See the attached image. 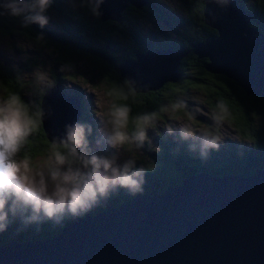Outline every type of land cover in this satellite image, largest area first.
Instances as JSON below:
<instances>
[{"label": "water", "instance_id": "water-1", "mask_svg": "<svg viewBox=\"0 0 264 264\" xmlns=\"http://www.w3.org/2000/svg\"><path fill=\"white\" fill-rule=\"evenodd\" d=\"M203 1L202 22L217 35L188 43L191 51L207 59L203 69L208 73L232 79L245 94L264 99V34L250 27L249 13L236 0ZM146 3L103 0L97 18L119 21L127 4L139 8ZM184 55L181 49L166 48L136 53L135 60L118 66L119 74L132 91L145 93L176 81ZM51 90L57 91L49 88L44 98L50 95L53 104ZM63 97L78 104L74 96ZM47 126L51 141L58 136L53 118ZM49 239L0 246V264H264V170L247 176L191 175L155 196L139 195L92 216L77 217Z\"/></svg>", "mask_w": 264, "mask_h": 264}, {"label": "trees", "instance_id": "trees-1", "mask_svg": "<svg viewBox=\"0 0 264 264\" xmlns=\"http://www.w3.org/2000/svg\"><path fill=\"white\" fill-rule=\"evenodd\" d=\"M79 1L81 9L77 0H66L65 3L64 0H52L46 15L49 20L55 21V27H49L47 24L41 28L39 25L32 24L24 28L21 27L19 18H13L7 14L0 15V33L13 35L15 32L28 40H33L35 42L33 49L37 56L45 48L50 49L51 52L56 51V59L66 66H69L66 56L71 58L72 54H75L76 58L86 61L108 81L109 86H113L111 94L117 102L116 106L129 109L128 127L130 131L134 129L137 117L147 116L151 119L155 114L163 117L160 109L163 94L166 95L174 109L173 115H179L184 105L177 97V93L188 94L191 86L199 84L207 101L204 102L206 109L210 113V119H205L202 124H207V128L217 132V127L211 121L223 123L232 131L234 138L230 139L232 143L224 153L219 155L216 152L211 155L213 152L210 150L199 149L196 142H185L179 134L172 137V140V138L167 139L161 132L156 133L155 152L144 143L145 149L154 163L136 165L143 169L141 191L133 195L127 189L117 188L110 191L107 197L99 198L89 211L78 216L94 215L107 206L125 203L137 194L148 197L155 196L167 187L180 185L185 177L191 175L213 173L214 175L247 176L256 170H264V99L245 94L243 89L232 79L220 74L208 73L203 69L207 59L196 57L191 51L192 47L188 44H196L215 38L217 35L215 29L202 22L203 0H181L182 2L179 0L180 13L176 20V37L161 40L162 43L157 42L154 45L145 39L143 35L146 33L145 28L140 25V21L151 15L150 21L152 18H158L160 21L167 20L165 18L167 14L162 7L168 11L170 7L169 9L164 5L161 7L157 0H146L147 3L139 8L127 4L120 12L119 21H99L97 17L91 15L89 7H82V3H87V1ZM2 2L3 0H0V3ZM236 2L242 10L249 13L250 27L256 33L264 34V0H236ZM145 21L148 22V18ZM116 36H121L128 43L127 49L120 55L114 54L118 48L115 43ZM158 48L185 51V55L179 60L177 66L179 78L173 82L163 83L156 91L150 90L145 93L132 91L120 76L118 66L125 60L129 61L135 58L136 52H152ZM14 50H16L15 47ZM2 58L0 60V99L7 98L10 94H16L22 102L29 105L30 110L37 113V127L28 137L19 155L29 159L34 156H48L50 153H45L46 148L49 147L54 151L55 146L47 137L48 133L39 117L40 104L46 91L57 83L54 81L44 84L41 90L29 98L27 96L28 88L22 77L21 69H19L24 64L21 62V64L11 67L7 65L9 58ZM52 78L53 80L61 79L55 74ZM57 91L62 96H74L78 99L79 93L76 90L70 91L64 87H58ZM29 99H32L31 104H29ZM187 110L190 114L193 112L191 108H187ZM82 111L80 118H83L82 115L85 114L84 109ZM197 117L199 118V116ZM164 119L170 121L172 118L170 116L164 117ZM197 123H199L198 120ZM27 215L28 213H25V216ZM78 216L73 217L65 213L64 217L56 222L55 220H44L42 217L37 221H31L29 217L22 219L19 214L16 216L10 214L7 228L0 231V246L12 241L22 243L48 240L56 236L65 224Z\"/></svg>", "mask_w": 264, "mask_h": 264}, {"label": "clouds", "instance_id": "clouds-1", "mask_svg": "<svg viewBox=\"0 0 264 264\" xmlns=\"http://www.w3.org/2000/svg\"><path fill=\"white\" fill-rule=\"evenodd\" d=\"M51 3L52 0H3L0 15L19 18L24 28L32 24L43 28L49 22L46 13ZM102 3L103 0H87L82 7H89L91 15L99 17ZM128 113L129 109L121 106L106 113L101 132L113 149L129 143L142 147L147 138L149 118L137 117L130 131ZM36 127L37 113L18 95L0 99V231L7 228L10 214L29 217L31 221L42 217L59 222L65 213L76 217L89 211L99 198L117 188L133 195L141 191L143 169L136 167L135 160L121 161L118 152H90L86 130L90 133L91 128L80 123L66 126L64 137L54 139L55 150L44 163L34 167L28 157L19 154ZM204 146L216 147L210 143Z\"/></svg>", "mask_w": 264, "mask_h": 264}, {"label": "rangeland", "instance_id": "rangeland-1", "mask_svg": "<svg viewBox=\"0 0 264 264\" xmlns=\"http://www.w3.org/2000/svg\"><path fill=\"white\" fill-rule=\"evenodd\" d=\"M157 1L161 5V7L162 5H164L166 8L169 9L170 7V9H172V12L170 13L167 9L162 7L163 11L167 14L165 16L167 20H170L173 14L180 13L178 6L179 0ZM149 17H147L149 23L145 21L147 18H143L140 21V25L145 28V32L147 33L143 34L145 36V39L150 44L154 45L164 39L161 34L165 33L166 30L163 26L162 21H160L158 18H152V20L150 21ZM47 26L55 27V21L50 19ZM138 28L140 29V27ZM33 43H35L33 40H28L19 33L14 32L13 35L0 33V60L3 59L2 57H5L6 59L9 58L7 60V65L11 67H13L14 65H19L21 64V62L24 64L19 67V69H21V73L23 74L22 77L24 78L25 85L28 88L27 96H32L38 90H41L44 84H50L54 81L57 84H53L52 87H54L56 90H58V87H64L65 89L70 91L76 90L79 93V95L77 96L78 104L70 105L71 112L77 113L78 110L79 115L81 116V112H83L82 109H84L85 114L82 115L83 118H80V123L88 125L91 128L90 133H88L86 130V139L88 141L90 152L102 154H114L115 152H118L121 161L132 158L135 160L136 165L139 166L153 164L154 162L150 158V154L146 151L144 144L142 147H137L136 144L129 143L128 145L118 149H113L108 144H106L105 137L101 131L104 130L103 122L105 120L106 113L109 111V109L113 108L117 104V102L112 98L111 94V91H113V86H109L108 81L104 77L99 75L96 69H93V67L90 66L86 61L80 58H76L75 54H72L71 58L66 56V61L69 63V67L65 64H62L60 60L56 59V51L51 52L50 49L45 48L43 49V52L37 56L33 49ZM115 43L117 44L118 48L114 52V54H123L128 46L127 40L122 38L121 36H116ZM14 47L16 48V50H14ZM132 60H135V58H133ZM153 65H155V62H153ZM128 67L130 68L131 66ZM54 74L55 76H60L61 79L53 80L52 76ZM146 74L153 76V74L150 72V69L146 70ZM142 76L144 77V74L138 75V78L141 79V82ZM144 84L146 85V83ZM149 84H151L152 86H156L158 82L149 81ZM145 85H141L138 87L140 89L146 88ZM156 90L157 88L151 91ZM201 90L202 87L199 84H196L189 88L188 94L180 92L177 93V97L183 102L184 105V107L181 108V113L179 115H173L174 109L171 107V103L168 101L166 95L163 94V99L160 106L163 117L155 114L151 117V119H149L146 133L147 138L144 142L146 146L152 148V150L155 152L156 133L161 132L166 136L167 139L179 134L184 138L185 142H196L199 145V149H204L205 151L210 150L211 152H213L211 155L215 154L216 152H218L220 155V153H224V151H226L228 146L232 143L230 139L234 138V135L232 134V131H230L229 127H227L223 123L211 121V123H213L217 127V132L212 131L210 128H207V124H202L205 119H210V113L206 109V105L204 102L207 101ZM51 91L53 93H51V96H53V98L57 96V98L61 102L60 104L68 102L57 91ZM43 99L44 96H42L41 98L42 104V101H44ZM31 100L29 104L32 103ZM52 105L53 104H50L47 101V103L43 107V110L41 108L45 116H43L40 111L39 117L43 120L44 127H46L47 121L49 120V118H46L47 115H51V113H49L50 111L48 110H51ZM187 108H191L193 112L190 114ZM196 114L197 116H199V118L195 116ZM170 116L172 118L170 121H166L164 119V117ZM197 120L199 121V123H197ZM46 128L47 130H49L48 126ZM54 139L57 140V138H53L50 141L53 145ZM204 143L215 144L216 147H205ZM45 151V153L52 152L49 147H47ZM47 157V155L36 157L34 156L30 158V160L32 161L34 167H38L39 165L44 163ZM139 195L140 194H137L132 198H129L125 202L133 200ZM104 209L100 210L99 212L103 211Z\"/></svg>", "mask_w": 264, "mask_h": 264}, {"label": "bare ground", "instance_id": "bare-ground-1", "mask_svg": "<svg viewBox=\"0 0 264 264\" xmlns=\"http://www.w3.org/2000/svg\"><path fill=\"white\" fill-rule=\"evenodd\" d=\"M48 96H50V95H47L44 98L43 107L47 103V101L51 104V100L47 98ZM60 103H61L60 100L57 98V96H55V101L53 102V105L51 107L52 109L49 112V113H51V115L48 116L49 118H53L54 119V121L56 123V130L58 131V136L60 134L65 133V127L66 126H71L73 124L72 117H74V114H76V112H71V106L70 105H73V103L71 101L65 102L64 104H60ZM52 114H56V115H52ZM42 115L45 116L43 114V112H42ZM79 119H80V115L77 116V118L75 120L76 123H79ZM45 129L47 130V128H45ZM47 131H48L47 132L48 136L53 137L52 133H51V128H49V130H47ZM54 237H52L51 239H53ZM48 240H50V239H48ZM14 243H20V242H14Z\"/></svg>", "mask_w": 264, "mask_h": 264}, {"label": "flooded vegetation", "instance_id": "flooded-vegetation-1", "mask_svg": "<svg viewBox=\"0 0 264 264\" xmlns=\"http://www.w3.org/2000/svg\"><path fill=\"white\" fill-rule=\"evenodd\" d=\"M65 1L66 0H64V3H65ZM77 3H79L80 9H81L80 1L77 0ZM169 11L171 13L172 9H170ZM178 15L179 14H173L172 18L170 20H163L162 21L163 22V26L165 27V30H166L165 33L161 34L164 37V39L162 41H164L166 39H172V38L176 37L175 31L177 30L176 20L178 18ZM162 41H159V42L162 43Z\"/></svg>", "mask_w": 264, "mask_h": 264}]
</instances>
